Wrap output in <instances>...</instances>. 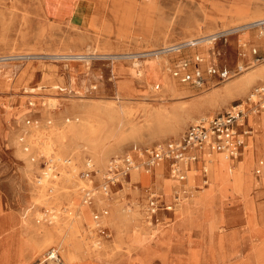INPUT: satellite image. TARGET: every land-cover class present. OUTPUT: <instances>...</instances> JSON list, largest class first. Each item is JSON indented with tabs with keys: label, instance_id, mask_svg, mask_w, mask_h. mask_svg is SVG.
Here are the masks:
<instances>
[{
	"label": "rangeland",
	"instance_id": "rangeland-1",
	"mask_svg": "<svg viewBox=\"0 0 264 264\" xmlns=\"http://www.w3.org/2000/svg\"><path fill=\"white\" fill-rule=\"evenodd\" d=\"M262 19L264 0H0L5 248L22 247L25 264H44L56 248L79 264H264V110L250 113L249 146L242 159L230 157L221 179L200 154L186 183L168 169L152 179L142 164L107 194L100 188L111 158L135 150L142 162L145 149L264 86ZM196 66L202 86L182 79ZM211 66L231 77L208 73ZM197 104L206 111L184 117ZM39 130L55 133V147L46 136L35 144ZM51 157L59 158L52 179L39 186ZM87 159L99 173L82 176ZM182 185L188 194L176 202ZM152 189L159 222L147 219ZM167 225L175 229L164 237Z\"/></svg>",
	"mask_w": 264,
	"mask_h": 264
},
{
	"label": "built area",
	"instance_id": "built-area-1",
	"mask_svg": "<svg viewBox=\"0 0 264 264\" xmlns=\"http://www.w3.org/2000/svg\"><path fill=\"white\" fill-rule=\"evenodd\" d=\"M259 24H264V20ZM207 72L218 74L223 80L229 79L231 76L227 69L218 72L212 66L207 69ZM176 75H178V72H176ZM182 79L192 81L198 86H202L206 82L205 75L199 66H196L191 72H186ZM263 110L264 86H258L254 89L253 94L247 97L246 101L241 100L227 110L212 116L200 117L196 122L189 125L181 137L145 149L147 153L145 166L147 169L152 170L160 163L168 161L172 176L184 182L187 179L188 166L197 161L199 149L204 146H207L209 151H223L233 158L237 157L246 147L247 138L252 133V128L245 126L249 113H260ZM133 148L135 149V147ZM133 166L134 159L131 154L125 153L121 157L111 158L103 173L100 184L101 191L107 194L111 186L118 183L120 179L128 177L129 170ZM92 172V164L87 162L84 175L88 177ZM183 186L175 192L176 201L188 194L187 189ZM149 198L147 219L154 222V220H157L161 197L157 191L153 190L150 192ZM171 209L172 207L167 208V210Z\"/></svg>",
	"mask_w": 264,
	"mask_h": 264
},
{
	"label": "bare ground",
	"instance_id": "bare-ground-1",
	"mask_svg": "<svg viewBox=\"0 0 264 264\" xmlns=\"http://www.w3.org/2000/svg\"><path fill=\"white\" fill-rule=\"evenodd\" d=\"M264 19H262V20H260L259 22H258V24L259 23H262V21H263ZM259 25H261V24H259ZM203 40L204 41H207V40H209V38H203ZM193 43V41H190L189 43L188 42H186V43H182V44H180L181 46H183V45H189V44H192ZM180 45H178V46H176V47H179ZM176 47H174V48H176ZM160 52L161 51H159V52H155L154 54L156 55V56H159V54H160ZM144 57V56H143ZM151 68H154V65H151L150 66ZM231 77V76H230ZM251 79V78H250ZM249 83V80H247V83H246V85ZM245 85V84H244ZM83 107V106H82ZM206 111V108L203 106V105H201V104H197L195 107H192V108H187V109H185L184 110V117H187L188 115H191V117L193 118L196 114H199V113H203V112H205ZM83 112V111H82ZM249 115H250V113H249ZM203 116H205V115H202V116H200V117H203ZM212 116V115H211ZM200 117H198L194 122H196ZM69 121H70V119H69ZM193 122V123H194ZM192 124V123H191ZM55 133L54 132H52V133H46L45 131H41V130H39V131H33L32 132V136L31 137H34L35 138V144L36 143H38L41 139H42V137L43 136H46L47 137V139L49 140V142H50V144L52 145V146H54L55 147V144H54V138H53V135H54ZM248 146H249V143L247 144V146L245 147V149L246 148H248ZM207 148L208 149V147L207 146H204V147H202V149H199V155L201 154V151L204 149V148ZM209 150V149H208ZM215 152H217V153H221V154H224V155H217V158L215 159V164L214 165H216V167L214 168L213 166L214 165H210V168H211V171H212V173H213V178L214 179H221V177H220V175H222V173H223V171H224V169H225V167H227L228 165H231V161H230V157L231 156H229L226 152H223V151H216V150H214ZM141 153H143V152H141ZM139 151H135V150H130V151H128L127 152V154H131L132 155V157H133V159H134V166L129 170V172L131 171V170H133V169H141V166H142V164L144 165V167L146 168V171L147 172H149L150 170L149 169H147V167L145 166V161H146V159L144 160V161H142V162H137V161H139L138 160V158H139V156H140V154H141ZM146 155V154H145ZM147 156V155H146ZM232 158V157H231ZM58 159L59 158H54V157H51V158H48L47 159V161H46V163H47V165L44 167V168H42V170H41V173H40V175L36 178V183L39 185V186H42V185H44V183L45 182H47V180H48V178L50 177V179H49V181L48 182H50L51 181V179H52V176H51V168L56 164V161H58ZM137 160V161H136ZM141 160V159H140ZM110 161V160H109ZM248 161H249V157H248V155H247V157H246V159L240 164V166H239V171H238V173H239V176H238V178H237V181L236 182H234V187L235 188H241L242 186H243V183H244V181H243V175H244V170H245V168H246V166H247V163H248ZM87 162H89V163H91L92 162V160H90V159H87L86 160V162H85V166H86V163ZM163 163V162H162ZM162 163H160V165L159 166H157V169H156V171H155V173H156V175L157 176H164V174H165V172H166V170H167V164L166 163H164V164H162ZM71 165V164H70ZM92 167H93V169L95 170V175L97 174V173H99V169H97V167H94L93 166V164H92ZM76 170V169H75ZM85 172V171H84ZM104 173V172H103ZM82 176H84L85 177V175H84V173H83V175ZM102 176H103V174H102ZM86 179V182H87V180H90L91 178H85ZM173 179H175L176 181H178V179L177 178H175L174 176H173ZM122 180H124V178H122V179H120V182L122 181ZM68 181H70V179H68ZM168 181L169 180H166V184H168ZM84 186V187H83ZM82 187H80L79 189H81V188H85L86 186L85 185H83ZM179 188H180V186H179ZM179 188L177 189V191L179 190ZM90 191L91 192H94L95 190L94 189H90ZM112 191V190H111ZM101 193H103V192H101ZM94 196L95 197H97L98 196V194H97V192H94ZM183 198V197H182ZM182 198L180 199V200H178V201H176V202H180L181 200H182ZM89 199V198H88ZM88 199H84V200H86L87 201V203L89 202V200ZM91 199V198H90ZM90 204V203H89ZM148 207V205H146V208ZM168 207H172V205L170 204V205H167L166 204V209L168 208ZM97 216V215H96ZM98 217V216H97ZM96 219H98V218H96ZM159 220V219H158ZM157 220V221H158ZM25 221L24 220H22L21 218H20V223L24 226V227H27L28 229H30V228H32V227H35L36 226V224H35V222H28L27 224H25L24 223ZM159 222V221H158ZM10 225V224H9ZM161 228V230H160V232H161V234L165 237L166 236V232H170V231H173L174 229H175V226L174 225H167V226H161V227H159V229ZM10 229H9V226H7V225H1L0 224V258L2 259V261L0 262V264H25V255H24V250H23V248L21 247V248H19V246H15L14 248H11L10 249V251H8V249L7 248H5V242H6V236H8L9 234H11V233H9L10 231H9ZM100 230V229H99ZM70 244L71 243H68L67 244V246H70ZM49 253H52V255H49L48 257H47V259H45L44 260V264H79V256L77 255V254H73V253H65V252H61V251H59V249L58 248H56V249H54V250H52V251H49ZM64 253V254H63ZM30 264V263H29Z\"/></svg>",
	"mask_w": 264,
	"mask_h": 264
},
{
	"label": "crops",
	"instance_id": "crops-1",
	"mask_svg": "<svg viewBox=\"0 0 264 264\" xmlns=\"http://www.w3.org/2000/svg\"><path fill=\"white\" fill-rule=\"evenodd\" d=\"M222 112V111H221ZM257 114H259V113H257ZM255 121H257V123L259 122V123H263V120L261 121V120H259V119H257V120H255ZM245 126L246 127H251L252 128V132H253V130L255 129V125L254 124H251V122H250V119H249V117L246 119V122H245ZM252 134V133H251ZM247 142H248V138H247ZM247 146V145H246ZM245 150V148L243 149V151ZM243 151L241 152V154L239 155V156H237V157H234L235 159H238V160H240V159H242L243 158ZM218 155H219V153H217ZM201 158L207 163V164H209V163H211V162H215V159L217 158V155L216 154H214V152H212V151H209L206 147L201 151ZM165 163L167 164V169H168V174H171L170 173V166H169V162L168 161H165ZM160 165V164H159ZM158 165V166H159ZM192 165H193V163H191L189 166H188V168H187V179H188V173H189V171L192 169ZM195 167V166H194ZM196 168V167H195ZM156 169H157V166L156 167H154L151 171H152V179H153V177L154 176H156V173H155V171H156ZM258 172H259V170H258ZM205 177H208V176H205ZM187 179L183 182V183H186V181H187ZM156 189V188H155ZM155 189H152L151 191H153V190H155ZM150 191V192H151ZM156 191V190H155ZM158 192V191H157ZM159 193V192H158ZM160 194V193H159ZM160 210V209H159ZM172 210V209H171ZM159 212V211H158ZM175 226H176V224H174Z\"/></svg>",
	"mask_w": 264,
	"mask_h": 264
}]
</instances>
